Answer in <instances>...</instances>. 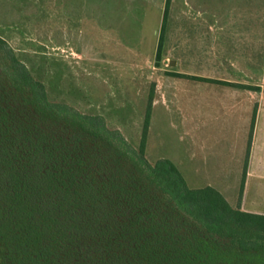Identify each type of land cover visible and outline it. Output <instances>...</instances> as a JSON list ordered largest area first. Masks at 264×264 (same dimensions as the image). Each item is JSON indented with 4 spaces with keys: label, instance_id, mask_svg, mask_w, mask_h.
<instances>
[{
    "label": "trees",
    "instance_id": "1",
    "mask_svg": "<svg viewBox=\"0 0 264 264\" xmlns=\"http://www.w3.org/2000/svg\"><path fill=\"white\" fill-rule=\"evenodd\" d=\"M0 56V264H222L224 241L264 249V214L147 161L149 107L135 149L102 116L51 101L1 36Z\"/></svg>",
    "mask_w": 264,
    "mask_h": 264
},
{
    "label": "rangeland",
    "instance_id": "2",
    "mask_svg": "<svg viewBox=\"0 0 264 264\" xmlns=\"http://www.w3.org/2000/svg\"><path fill=\"white\" fill-rule=\"evenodd\" d=\"M165 1L83 0L82 24L58 32L45 0H0V36L43 82L51 101L102 116L135 149L149 107L144 155L150 164L179 157L186 181L188 101L231 87L217 77L264 92V40H256L262 35L256 27L264 28V0H168L163 22ZM90 7L92 17L86 15ZM256 43L262 48L249 65ZM192 126L196 167H210L219 145L204 134L209 127L202 118ZM238 189L225 194L232 206ZM223 243L213 250L218 262L264 264V249L241 252Z\"/></svg>",
    "mask_w": 264,
    "mask_h": 264
},
{
    "label": "crops",
    "instance_id": "3",
    "mask_svg": "<svg viewBox=\"0 0 264 264\" xmlns=\"http://www.w3.org/2000/svg\"><path fill=\"white\" fill-rule=\"evenodd\" d=\"M45 1L52 9V14H50L52 20L49 24L60 27L58 32H67L68 26L76 27V25L82 24L83 0ZM86 15L93 16L91 7L90 13ZM256 16H259L258 12H256ZM256 29L259 33L261 31L262 35L264 34V28L259 30V27H256ZM262 35L256 37L257 42L264 40ZM255 45L246 57L248 59L246 63L249 65L255 64L253 59L257 57L258 49L262 48L259 43ZM240 64L243 62L241 61ZM215 79L242 83L236 79L233 81L219 77ZM220 86H224V88L209 90L201 97L197 96L188 101L187 112L189 115L186 131L190 139L185 147L186 183L189 187L194 188L210 185L217 189L231 205L225 194H232L239 190L244 177L238 204L231 206L239 207L247 212L264 214V92L237 85ZM208 116L216 118L218 121H211ZM201 118L205 122V127H209V132L205 130L204 134L215 138L216 142L213 140L214 142L212 141L211 144L219 145L217 153L220 154L215 156L216 159H211L215 160L214 164L203 169L196 167L194 161L196 132L195 127L192 126L196 120ZM203 152L208 154L206 148H203ZM178 158H171V161L180 172H183V163H180ZM219 161L222 163L218 164ZM206 178L210 181L206 182ZM201 180L204 181L203 184H192Z\"/></svg>",
    "mask_w": 264,
    "mask_h": 264
}]
</instances>
